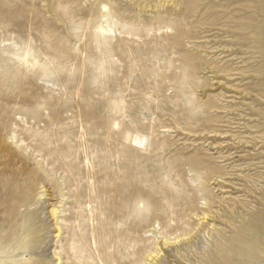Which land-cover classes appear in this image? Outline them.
Listing matches in <instances>:
<instances>
[{
	"label": "rangeland",
	"instance_id": "obj_1",
	"mask_svg": "<svg viewBox=\"0 0 264 264\" xmlns=\"http://www.w3.org/2000/svg\"><path fill=\"white\" fill-rule=\"evenodd\" d=\"M1 247L264 264V0H0Z\"/></svg>",
	"mask_w": 264,
	"mask_h": 264
},
{
	"label": "bare ground",
	"instance_id": "obj_2",
	"mask_svg": "<svg viewBox=\"0 0 264 264\" xmlns=\"http://www.w3.org/2000/svg\"><path fill=\"white\" fill-rule=\"evenodd\" d=\"M100 29L103 31V32H105V31H107L108 29L107 28H104V27H100ZM133 138H134V141L136 142V143H139V145H141V146H143V142L145 143L146 142V139H145V137L144 138H141V137H139V135H137V136H133ZM254 244V243H253ZM259 245V244H258ZM2 246V245H1ZM10 246V245H9ZM254 246V245H253ZM252 246V247H253ZM4 247V246H3ZM3 247H1V250H0V254L2 253V254H5L7 257H9L10 258V260H9V262H10V264H16V262L13 260V258H11L12 257V254L11 253H14L15 252V250H13V252L12 251H10V250H5ZM257 248V247H256ZM9 249V248H8ZM241 253V252H240ZM16 255V254H15ZM247 255V254H246ZM1 260H4V257L3 258H0ZM6 261H8V260H6ZM6 261L4 260V262L6 263ZM15 262V263H14Z\"/></svg>",
	"mask_w": 264,
	"mask_h": 264
}]
</instances>
